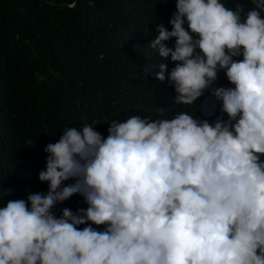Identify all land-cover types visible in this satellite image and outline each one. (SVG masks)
I'll return each mask as SVG.
<instances>
[{"label": "clouds", "instance_id": "obj_1", "mask_svg": "<svg viewBox=\"0 0 264 264\" xmlns=\"http://www.w3.org/2000/svg\"><path fill=\"white\" fill-rule=\"evenodd\" d=\"M251 4L175 0L171 31L148 43L174 64L155 79L176 105L210 90L228 119L134 115L106 138L95 122L65 128L44 148L47 193L0 206V264H264V0ZM221 69L234 88L213 86ZM74 194L88 207L57 218Z\"/></svg>", "mask_w": 264, "mask_h": 264}, {"label": "trees", "instance_id": "obj_2", "mask_svg": "<svg viewBox=\"0 0 264 264\" xmlns=\"http://www.w3.org/2000/svg\"><path fill=\"white\" fill-rule=\"evenodd\" d=\"M222 2L234 7V0ZM239 2L245 11L254 7L251 0ZM175 11V0H0V206L47 193L48 183L38 179L46 167L44 148L67 127L95 122L106 138L112 120L134 115L171 119L184 111L209 123L228 119L210 90L192 105H176L167 79H155L160 64L169 70L174 64L148 43L158 25L171 31ZM213 86L234 88L223 69ZM87 207L74 194L52 212L59 218L65 208Z\"/></svg>", "mask_w": 264, "mask_h": 264}]
</instances>
